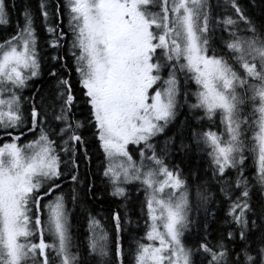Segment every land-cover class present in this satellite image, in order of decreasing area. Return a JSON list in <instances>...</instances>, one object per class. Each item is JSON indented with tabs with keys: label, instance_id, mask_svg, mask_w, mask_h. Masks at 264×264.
<instances>
[{
	"label": "snow or ice",
	"instance_id": "obj_1",
	"mask_svg": "<svg viewBox=\"0 0 264 264\" xmlns=\"http://www.w3.org/2000/svg\"><path fill=\"white\" fill-rule=\"evenodd\" d=\"M216 7L224 14L211 0L22 6L23 25L0 41V133L9 138L0 144V264H124L122 234L139 227L129 218L127 185L144 192L134 264H264V0L259 23L250 14L257 0ZM15 8V0L11 8L0 0V26L10 25ZM42 49L50 50L43 58L53 87L47 96L40 88L24 96L41 77ZM182 74L196 85L194 103L186 90L181 102ZM184 104L189 113L179 120ZM217 117L221 130H204ZM90 145L102 154L97 171L108 195L125 201L123 217L119 209L111 214L114 257L108 231L90 213L86 251L73 242L69 196L73 207L84 195L100 198L95 179L80 173L92 162ZM246 151L257 156L252 179ZM173 152L206 153L211 177L193 170L187 178L169 164ZM221 197L226 227L213 241L210 205Z\"/></svg>",
	"mask_w": 264,
	"mask_h": 264
},
{
	"label": "trees",
	"instance_id": "obj_2",
	"mask_svg": "<svg viewBox=\"0 0 264 264\" xmlns=\"http://www.w3.org/2000/svg\"><path fill=\"white\" fill-rule=\"evenodd\" d=\"M16 2V8L15 10H11L10 16H11V23L7 27L0 26V41L4 40L11 34H13L17 28V25L20 26L23 25L24 21L21 15L22 12V6L24 4H31L33 8L35 9L39 3V0H15ZM55 2V0H54ZM61 4H63V0H59ZM214 10L217 14L223 15L224 14V8L223 7H216L217 4L223 5L224 0H211ZM238 2L241 4L242 7L245 5L251 4V0H238ZM259 3L260 0H257V8L252 11L250 14L256 19L257 23L260 22L261 16L259 11ZM8 4L11 8L12 0H8ZM66 18H65V24H66ZM41 26V22L37 21V27L38 29ZM41 35H46L45 33H41ZM220 33L216 34L217 40H219ZM43 43V41H42ZM47 49H42V74L41 77L35 81H29V87L23 90L22 95L30 97L33 92L36 91L37 88H40L42 92L47 96L48 93L51 91L53 85L49 82V78L47 76L48 71V65L45 63V60L43 58V53ZM50 51V50H47ZM220 50L217 49V52ZM69 62V70L71 71L73 80L76 79V73L74 67H72V60L71 57L68 58ZM65 77H67L68 72H64ZM185 75H180V87H181V102L184 101V90L188 93V102L194 103L195 97L193 93L196 91V85L189 79L187 82L185 81ZM78 88V85H76ZM27 106H30L27 105ZM84 106L81 105V108ZM248 112V111H247ZM189 113V108L187 104H184V107L181 109V115L178 117L179 120L186 119V115ZM78 118L83 119V114L78 113ZM205 125L204 130H207L209 127L212 131H220V121L217 117L215 124H210L208 121L203 122ZM250 133H248V136H250ZM172 131H169V135H172ZM185 135L190 136V130H185ZM85 136L89 137L90 133L85 131ZM31 139L32 137L29 135L28 137ZM9 140L8 137L3 136L2 133H0V144L3 142H7ZM26 141L21 140V143H24ZM155 142V141H154ZM160 143H163V138L160 139ZM177 143H179V138L177 137ZM249 143H251L249 139ZM90 152L92 155V162L89 165L87 162H85L81 169L80 173L82 178L84 176H87V182L92 183L93 178L95 179V193L97 196H99V199H91L88 198L86 195L82 196L81 202L77 204L75 207H73L70 196H69V203L68 207L71 210L70 214V224H71V232L73 236V242L75 245L79 246V250L84 252L86 251V238L88 235L87 229H88V215L89 213L99 219L105 226L106 230L108 231L110 235V240L112 243V255L114 257V244H115V228L113 223L111 222V214L116 211L117 209L120 210L121 216H124V204L125 201L117 200L114 197L108 195L107 185L103 182L102 178V168L97 171L98 166L100 165V162L102 160V154L97 155V151L95 149L94 145H90ZM63 156V153H61ZM82 156V153H81ZM245 175L252 179L255 176L256 173V161H255V154L251 151L245 152ZM169 164L172 165H178L181 170L184 172L185 176L189 179H191V171L198 172L201 176H207L211 177V160L209 156L206 153H193L190 157H185L183 154L178 152H173L171 154V157L168 160ZM70 179V178H69ZM77 187H82V185H77ZM129 189V196L130 199L126 202L128 205V212H129V218L133 221V224H135L137 221L139 222V227L129 226L128 229L122 234V243L125 250V254L123 257L124 264H134V242L136 240H139L144 235V220L146 219V216L141 218V205L144 201V192L143 190H137L140 186L139 185H127L126 186ZM65 194H69L72 191V185L71 183H65L63 185ZM84 193H87V188H83ZM217 195L219 196V192L217 189ZM258 199V197H255ZM223 198H219L215 203L210 205V210L215 212V218L210 219V227H209V238L213 241H215L220 236V230L222 228H225L224 225V219H225V209L227 208V203L222 202ZM201 220H203V213H201ZM187 243H191V239L187 241ZM75 250V249H74Z\"/></svg>",
	"mask_w": 264,
	"mask_h": 264
},
{
	"label": "rangeland",
	"instance_id": "obj_3",
	"mask_svg": "<svg viewBox=\"0 0 264 264\" xmlns=\"http://www.w3.org/2000/svg\"><path fill=\"white\" fill-rule=\"evenodd\" d=\"M66 18V21H67V17H65ZM67 23V22H66ZM241 73H242V69H238ZM164 76H165V78L167 77V72H165L164 73ZM250 112L251 111V109L250 108H246V112ZM251 135H252V133H250V136H249V139H250V137H251ZM251 141V140H250ZM136 146L135 145H130V148H135ZM132 155H133V157H134V159L137 161V163H139V154H138V152H133L132 153ZM255 161H256V163H257V156H256V154H255ZM47 199V198H46ZM45 202H47V201H45ZM37 240H38V237H37ZM47 241L50 243L51 242V238L50 237H47ZM145 243H146V241H145Z\"/></svg>",
	"mask_w": 264,
	"mask_h": 264
},
{
	"label": "flooded vegetation",
	"instance_id": "obj_4",
	"mask_svg": "<svg viewBox=\"0 0 264 264\" xmlns=\"http://www.w3.org/2000/svg\"><path fill=\"white\" fill-rule=\"evenodd\" d=\"M45 201H47V199Z\"/></svg>",
	"mask_w": 264,
	"mask_h": 264
}]
</instances>
